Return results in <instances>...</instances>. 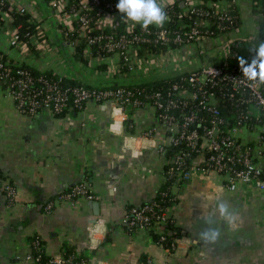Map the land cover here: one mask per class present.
I'll list each match as a JSON object with an SVG mask.
<instances>
[{
    "label": "crops",
    "instance_id": "1",
    "mask_svg": "<svg viewBox=\"0 0 264 264\" xmlns=\"http://www.w3.org/2000/svg\"><path fill=\"white\" fill-rule=\"evenodd\" d=\"M15 1L31 15L40 16L36 0ZM234 3L239 26L214 38L213 49L204 57L188 55L187 59L179 53L184 67L186 59L190 67L216 62L219 54L232 60L253 54L250 47L262 41V19L251 0ZM214 5L222 8L225 1ZM43 26L49 30L47 24ZM0 53L15 63L64 76L79 78L85 73L81 69L74 73L67 62L60 64L58 60L67 53L56 44L37 56L24 54L2 31ZM173 65L174 58L164 59L165 70L158 74L170 72ZM112 113L107 102H87L81 110L63 117L47 112L29 115L20 112L0 88V177L15 191L13 200L0 193V264H29L31 236L40 238L51 257L71 248L93 264H140L144 258L155 264H264V191L245 186L230 192L224 175L214 171L197 169L191 179L171 187L176 203L167 215L177 230L173 252L156 245L149 230L125 232L120 224L126 208L152 201L164 186L167 157L155 147L163 139L164 128L148 105L132 112L127 109L122 131L114 133L109 128ZM150 127L156 129L153 142L140 146L132 139ZM240 133L246 141L255 136L243 129ZM257 162L261 164L263 159ZM80 182L88 184L96 200L80 198L71 204L58 198ZM221 202L227 205L230 219L220 215ZM48 203L52 209L46 213ZM207 229L219 233L214 242L200 237ZM91 231L96 249H91Z\"/></svg>",
    "mask_w": 264,
    "mask_h": 264
},
{
    "label": "built area",
    "instance_id": "2",
    "mask_svg": "<svg viewBox=\"0 0 264 264\" xmlns=\"http://www.w3.org/2000/svg\"><path fill=\"white\" fill-rule=\"evenodd\" d=\"M173 1L158 0L165 12ZM182 1L183 5H179L184 10L177 14L178 18L188 12L206 18L202 22L193 19L187 24L185 34L175 32L172 35L166 27L150 25L153 27L144 30L138 24L133 25L116 9L118 0H48L45 11L35 1L40 16L36 18L32 15V20L42 21L36 25L34 32H26L27 39H23L19 37L21 25L16 24L15 20L17 15L26 14L27 8L15 0H0V31L24 54L29 53V44L38 52L49 49L52 40L44 28L46 26H43L47 24L48 29L54 28L52 25L57 28L66 43L65 47H70L72 52L82 46L81 53L86 63H77L78 67L83 65L98 77L109 80L122 70L127 72L130 80L161 76L158 73L165 68L162 67L163 60L173 58L171 71L163 73L188 71L165 87L150 92L144 88L126 86L91 88L67 83L60 75L36 76L30 69L20 67L21 62L12 61L11 64L15 66H10V59L0 53V88L4 89V95L14 101L20 112L29 115L38 112L55 115L68 104L82 109L87 102H107L112 107L109 128L114 133L122 131L127 109L149 105L164 128L163 139L155 147L162 154L167 149L171 153L166 171L169 179L174 177L182 183L191 179L195 170H207L224 175L230 192L245 186L264 191V84L246 81L241 75L238 61L220 57V54L218 61L199 68L187 69L182 65V58L177 57L179 53L185 54L187 59L188 55L195 59L202 57L213 49L212 40L215 38L209 36V29L205 28L208 26L205 20L214 12L194 8L198 0ZM251 2L264 28V0ZM219 10H224V7ZM166 13L167 21H170L171 15ZM218 18L231 19L226 11L221 12ZM172 43L179 46L173 47ZM151 45L162 49L153 50ZM253 55H248L246 61L251 60ZM242 129L255 136L244 140L240 133ZM155 131L154 127H150L132 139L145 146L147 142H153ZM259 158L263 159L261 164L257 162ZM0 193L9 200L15 197L14 188L1 178ZM58 198L71 204L80 198L96 200L86 182L74 184ZM51 209L52 205L48 203L45 212L49 213ZM167 213L156 214L150 205L131 208L128 213L125 212L120 225L129 234L138 230H152L166 222ZM92 235L91 231V249H96ZM163 240L162 237L160 243ZM29 245H33L37 252L35 257L28 254L29 264H93L77 253L70 256L60 254L43 262L41 252L44 247L40 239L35 237ZM164 250L173 252L175 241L170 249ZM140 264L155 263L147 259Z\"/></svg>",
    "mask_w": 264,
    "mask_h": 264
},
{
    "label": "trees",
    "instance_id": "3",
    "mask_svg": "<svg viewBox=\"0 0 264 264\" xmlns=\"http://www.w3.org/2000/svg\"><path fill=\"white\" fill-rule=\"evenodd\" d=\"M37 2H39L40 5V9L42 8V10H44V8L46 7V4L48 2V0H36ZM219 0H198L197 4H195L194 8H200L201 10L204 11H213L214 13L210 14L207 19L205 21L208 22V26H205V28L209 29V36L211 37H215L218 38L220 37L222 34H227L229 32H232L233 30H235L238 26H239V14L237 11V7L234 3L233 0H223L225 1V5L224 10H219L221 8H217L214 4L215 2H217ZM209 2H211L212 5L209 4ZM42 6V7H41ZM184 9L181 8V6L179 5V2L177 0H174L173 3H170L167 8H166V12H168L171 15V20L165 22V24L163 25V27L168 28L171 31V35L172 33L175 32H180L182 34H185L188 30V26L187 24L189 22H191L193 19L199 20L200 22H202L204 20V18L206 17H199L197 13H187V15H183L182 17L178 18L177 14L182 11ZM226 11L228 12V15L230 16V21L229 20H224V19H219L218 16L221 12ZM36 17L37 14H36ZM42 21V20H41ZM41 21H33L32 20V15L27 12L26 14H22V15H17L16 16V20L15 23L19 24L20 23V29H19V37L23 38V39H27L25 37V33L28 32L29 34H31L32 32H34L36 29V25L41 23ZM204 21V22H205ZM203 25V24H202ZM54 28V32H55V36L57 37V41L55 43L52 42V44H56L59 49H61V51L64 50V52L67 53V55L65 54L64 57L66 58V60L68 61V64L70 66V68L72 69V71L74 73H76L78 71L77 68L78 64L77 63H86V59H84L83 54L81 53L82 50V46L76 48L73 52L71 50H69V48H64L63 46L61 47V43H64V40L62 39V36L57 32V28L52 25ZM204 26V25H203ZM153 27V26H150ZM260 36L262 38V41H264V28H263V23L260 24ZM30 49H29V53L37 56L39 55V52L36 51L34 49V46L32 44H29ZM171 46H179L176 43H172ZM150 47V46H147ZM151 47L153 48V50H157L159 48L162 49V47H154L151 45ZM165 48V47H163ZM11 61V60H10ZM251 60H249L248 62H250ZM11 62H9L10 66H15L11 64ZM210 64H212L210 62ZM20 67H26L28 69H30V71L32 72V74L34 75H40V74H44L47 76H63L64 77V81H66L67 83H70L72 85H77V84H83L86 87H117V86H126V87H140V88H144L147 92H150L152 90H157V89H161L163 87H165L167 84H169L172 81H175L176 79H178L179 77H181L182 75L187 74L188 71L186 70H181L179 72H173L171 74H169L168 76H156V77H149L148 79H137V80H130L127 76V72L125 70H122L120 73L113 75L109 80L107 81H101V80H94L92 78V76L89 75H84L85 73H81L79 76V78L75 75V76H64L62 74H57L55 72H53V70H41L36 66H31L28 65L24 62H21ZM135 108H131L130 112H132ZM81 109H77L76 107H74L71 104H68L67 107L58 114H55L56 117H63L66 113H75L77 111H79ZM128 124V123H127ZM127 130H130L131 132H133L131 128H127ZM170 150L167 149L165 152V156L167 157V163L165 165L164 168V177H165V181H164V186L162 188V190L158 191L157 195L155 196V198L148 202L143 204L144 205H150L152 207V210L156 213V214H161L163 212H167L173 205L174 203H176V198L172 193L171 187L173 185H179L180 182L177 181L176 178H172L169 179V177L166 174L167 171V167H168V158L170 156ZM1 178V177H0ZM152 204H154L152 206ZM140 206V207H142ZM134 208V207H133ZM137 208V207H136ZM129 210H131V208H126L125 212H129ZM123 230L125 232H127L124 228ZM176 227L173 223L172 218L168 217L166 219V222L163 223V225H160V227H156V228H152V230H149L150 233V237L152 239V241L154 243H158L157 245H159L162 249H170L171 248V244L173 243V238L174 236H176ZM128 233V232H127ZM129 234V233H128ZM35 237L38 236H31L30 241H33L35 239ZM164 238V240L160 243V239ZM39 238V237H38ZM40 239V238H39ZM41 241V240H40ZM42 244V241H41ZM74 249L71 248H67L65 250L64 253H62V256H70L73 255L75 252L73 251ZM29 253L32 255V257L37 256V252L34 249L33 245L32 247L29 246ZM81 257H83L82 255H80ZM51 255H47L45 252V249H43V251L41 252V260L43 262L51 259ZM85 258V257H84ZM147 259H142L143 262H145Z\"/></svg>",
    "mask_w": 264,
    "mask_h": 264
},
{
    "label": "clouds",
    "instance_id": "4",
    "mask_svg": "<svg viewBox=\"0 0 264 264\" xmlns=\"http://www.w3.org/2000/svg\"><path fill=\"white\" fill-rule=\"evenodd\" d=\"M116 9L124 15V19L133 25H140L147 30L150 25L163 27L168 20L167 13L158 0H118ZM254 55L251 61H246L243 57H236L241 69L243 78L252 83L264 84V41L250 47ZM219 212L225 219H230L228 207L225 203L219 204ZM219 233L212 229H207L200 233V237L205 241L214 242Z\"/></svg>",
    "mask_w": 264,
    "mask_h": 264
},
{
    "label": "rangeland",
    "instance_id": "5",
    "mask_svg": "<svg viewBox=\"0 0 264 264\" xmlns=\"http://www.w3.org/2000/svg\"><path fill=\"white\" fill-rule=\"evenodd\" d=\"M40 5H41V4H40ZM41 7H42V6H41ZM45 9H46V7H45ZM45 9H44V10H45ZM48 37H49V39L54 40L55 43H56L57 40L55 39V32H54V29H53V28H50V29L48 30ZM208 55H209V54H208ZM203 57H204V56H203ZM66 61H67V60H66ZM58 62H59L60 64L64 63V59H63V57H61V59H59ZM67 63H68V61H67ZM206 64H208V62H201V63L198 62L197 64H193V65H191L190 67H187L188 65L186 64L185 67H186L187 69H194V68H199L200 66H202V65H206ZM77 69L84 70L83 72H85V74H87V73L92 74V75L95 74L93 71H88L87 68H85L83 65H80V67L77 68ZM164 74H166L165 76H168V75H169V73H162L161 76H164ZM170 74H171V73H170ZM147 79H148V78H147Z\"/></svg>",
    "mask_w": 264,
    "mask_h": 264
},
{
    "label": "water",
    "instance_id": "6",
    "mask_svg": "<svg viewBox=\"0 0 264 264\" xmlns=\"http://www.w3.org/2000/svg\"><path fill=\"white\" fill-rule=\"evenodd\" d=\"M177 1H179V4L182 6L183 5V1L182 0H177ZM45 9V8H44ZM45 11V10H44ZM57 37L55 36V39H56ZM57 40V39H56ZM65 45H66V43H61V47L63 46V47H65ZM69 50H72L70 47H69Z\"/></svg>",
    "mask_w": 264,
    "mask_h": 264
}]
</instances>
